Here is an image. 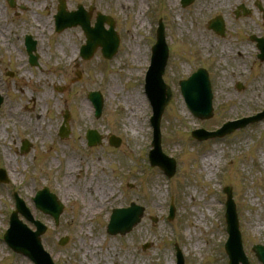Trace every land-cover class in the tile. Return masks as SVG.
Segmentation results:
<instances>
[{
  "label": "rangeland",
  "instance_id": "1",
  "mask_svg": "<svg viewBox=\"0 0 264 264\" xmlns=\"http://www.w3.org/2000/svg\"><path fill=\"white\" fill-rule=\"evenodd\" d=\"M64 1L67 11L77 5L90 8L91 24L97 13L111 17L120 44L110 60L97 50L83 61L78 57L85 41L80 28L54 30L57 0H15L14 8L0 0V169L8 179L0 183V264H32L3 241L14 192L47 226L42 244L56 264H175V244L185 264H225L228 259L221 247L226 239L224 185L231 188L244 253L250 264H260L251 246L264 245V119L203 142L193 139L191 132L211 131L224 120L251 116L264 108V62L255 60V43L247 41L251 34L264 33V0H194L185 8L179 0H161L160 5L157 0ZM241 4L250 12L235 17ZM140 8L142 27L136 19ZM217 15L224 20L223 37L207 28ZM42 18L50 24L43 33L37 32L35 22ZM159 19L170 52L163 79L172 97L161 118L160 134L162 152L176 161L171 179L148 164L151 107L139 87ZM26 35L36 42L37 66L29 64ZM137 49L142 51L139 67L132 62ZM199 67L207 69L212 80L213 115L206 120L189 113L177 84ZM238 84L243 85L241 90ZM90 91L100 92L103 98L98 119L87 99ZM44 93L48 98L39 101ZM135 93L143 97L145 109L132 117L126 100ZM65 112L69 133L60 139L57 133ZM141 124L144 131L139 129ZM88 129L102 135L101 145L87 146ZM112 135L121 140L118 148L109 146ZM22 141L30 145L24 153ZM67 161L79 169L69 184L71 196L61 194ZM95 185L114 193L101 202L92 193ZM43 187L64 205L57 226L34 208L32 198ZM88 202L96 204L97 214L85 213ZM131 202L144 208L140 222L124 236L108 235L111 210ZM171 202L175 203L174 218L167 221ZM63 237L68 242L59 246Z\"/></svg>",
  "mask_w": 264,
  "mask_h": 264
},
{
  "label": "water",
  "instance_id": "2",
  "mask_svg": "<svg viewBox=\"0 0 264 264\" xmlns=\"http://www.w3.org/2000/svg\"><path fill=\"white\" fill-rule=\"evenodd\" d=\"M192 0H183L182 5L186 6L190 4ZM11 6H13V0H9ZM60 11L58 16L56 17L57 21V29L62 30L68 26L73 25H80L84 30L87 36V45L83 49L84 58L88 59L93 52V49L98 46L102 45L103 52L107 57H111L117 48L118 41L116 40V36L113 33L112 29L108 31L103 30V19L98 18L97 24L95 28L90 29L88 26V19L82 15L81 12L73 13L68 16L62 9H64L63 4L59 7ZM209 28L213 29L217 33H222L223 24L220 18L215 19L214 21L210 22ZM25 45L27 48L28 53L30 54L31 51L34 49L35 43L30 40L29 37L25 40ZM263 56H264V43L260 45ZM30 61L34 63L35 58L30 55ZM167 58V50L163 44L162 35L160 34L158 37V44L155 48V55L153 64L151 67V72L148 78V94L150 95L151 99L154 101L155 110L157 111V119H156V127H158V120L160 114L169 101L170 93L167 87L162 83L161 76L163 74V69L166 63ZM181 88L186 101L188 102V107L191 109L194 115L199 118H208L211 116L210 110V101H211V94L209 90V83L207 77L202 71L194 74L188 81L185 83H181ZM90 99L97 107L99 112L100 109V100L99 97L96 95H91ZM1 102V99H0ZM241 126H232L230 129L221 133V136L231 133L234 129ZM91 133L89 132L88 135ZM212 135H204L199 139L211 137ZM215 136V134H213ZM89 138V137H88ZM94 139L91 142L92 144H96L99 142V137L97 135L93 136ZM113 146H118L119 140L114 139L111 142ZM159 155V147L158 143H156V150L152 152L150 156L151 164L152 165H159L161 166L166 173L169 175L173 172V162L166 160L162 156ZM0 179H3L2 175H0ZM46 192L40 193V197L37 199V206L43 208V210L57 218V215L61 212V207L57 208L55 202L51 200L49 196L45 195ZM42 206V207H41ZM19 211L22 212L27 218H29L26 210L23 208L22 204L20 203ZM140 212V213H139ZM139 213V214H138ZM142 215L141 209H136L132 207L127 210L122 211H115L111 220L110 225L108 226L109 233H121L124 234L131 229L140 219ZM233 210L230 208L227 211V218L232 221L233 217ZM13 227L10 232L7 233L5 236V240L7 243L17 252L26 254L30 256L37 264H50L46 256L43 254L39 247L38 236L43 231H38V233L31 234L29 233L24 227H22L16 221V215L13 214ZM235 224V221H234ZM227 251L230 255L231 263L238 264V262H244V257L241 252L240 244L238 242V235L237 233H233L228 245ZM256 256L264 263V248L261 247H254L253 248ZM182 264V262H181Z\"/></svg>",
  "mask_w": 264,
  "mask_h": 264
},
{
  "label": "bare ground",
  "instance_id": "3",
  "mask_svg": "<svg viewBox=\"0 0 264 264\" xmlns=\"http://www.w3.org/2000/svg\"><path fill=\"white\" fill-rule=\"evenodd\" d=\"M207 4L209 7H215L214 3L213 2H209V1H206ZM142 12V8H140V12L138 14V16L136 17L137 19V23L140 27H142L144 25V20L143 19V15L141 14ZM35 22L39 25V29L37 30V32H46L49 28H50V24H49V21L48 19H45V18H42L40 20H35ZM134 55V59L132 60L133 63H135L137 65V67L141 66L142 63L141 62V59H142V51L140 49H137L135 51V53H133ZM113 90V89H111ZM48 98L47 96V93H44L41 95L40 97V100L39 101H45L46 99ZM34 101V100H33ZM126 104H127V107L130 108L129 109V112L128 114L129 115H132V117L137 114V115H141V112L145 109V102H144V99L143 97L139 94V93H135L133 96L131 97H128L127 100H126ZM11 114H16V110H11L9 111ZM143 124H141V127H139V129L142 131H144L143 127H142ZM34 131H36V129H34ZM40 135H44L42 131H40ZM1 137V136H0ZM6 161H7V165H9V169L12 170V164H11V160L6 156ZM79 173V169L76 168V166L70 162V161H67V166H66V171H65V174H64V184H65V189L62 191V195L63 196H71L73 191H72V188L70 187V183H72L74 181V177H76V175ZM100 187H103L102 185L98 186V185H95L94 186V190H93V194L97 197H100L101 198V202L105 199V198H108L110 196L113 195L114 191L108 190L105 189L103 187V192L99 191L100 190ZM90 188V187H89ZM88 187L84 189L83 193H82V196H84L85 193H87ZM96 205V204H92L90 202H88L86 204V208H85V213L87 212H91L92 215H95L97 214L99 211L96 210V209H93V206ZM93 210V211H92Z\"/></svg>",
  "mask_w": 264,
  "mask_h": 264
}]
</instances>
